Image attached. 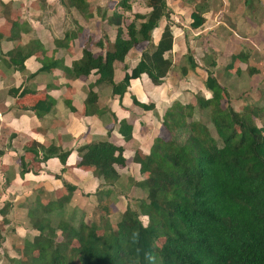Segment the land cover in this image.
<instances>
[{"label":"crops","instance_id":"1","mask_svg":"<svg viewBox=\"0 0 264 264\" xmlns=\"http://www.w3.org/2000/svg\"><path fill=\"white\" fill-rule=\"evenodd\" d=\"M119 1L0 0V210L7 209L3 220L9 232L26 228L27 221L32 223L35 206L60 197L68 199L66 209L93 217L95 206L107 195L112 201L110 216L120 218L127 198L138 203L145 197L130 184L138 181L131 159L136 150L147 153L158 138L164 112L174 103L188 104L184 97L207 99L203 82L208 73L215 81V77L227 81L233 75L230 72L251 70L253 34L257 25L264 29V22L246 16L244 9L254 14V6H264L262 0H163L164 16L152 23L150 39L156 45L164 27L172 34L170 50L163 54L170 65L166 75L158 85L141 75L129 81L120 99H113L109 86H96L93 75L75 76L71 68L81 59L82 50L95 57L112 45L116 29L112 18L120 20L123 31L133 14L144 16L150 11L145 0H130L127 12L118 9ZM191 14L203 19L197 29L190 27ZM145 45L138 38L124 62L113 64L114 83L136 65ZM238 54L246 58L227 69L231 57ZM88 92L97 100L86 116ZM132 99L152 110H141ZM120 122L131 127L130 135L118 132ZM147 127L151 132L145 131ZM97 142L122 149L124 165L117 184L126 180L123 195L116 191V184L106 186L77 166L78 151ZM47 148L56 153L42 161ZM60 152H67L64 165L56 157ZM136 191L139 194L134 197ZM3 245L6 253L16 254L8 241Z\"/></svg>","mask_w":264,"mask_h":264},{"label":"trees","instance_id":"2","mask_svg":"<svg viewBox=\"0 0 264 264\" xmlns=\"http://www.w3.org/2000/svg\"><path fill=\"white\" fill-rule=\"evenodd\" d=\"M129 1L120 0L118 9L129 11ZM144 2L149 13L133 14L123 31L119 19L110 20L116 27L112 45L95 57L82 50L81 59L72 64L73 75H93L96 86L110 87L113 99H120L129 81L141 75L158 85L170 67L163 54L170 50L172 34L164 27L158 43H151L152 23L164 16V1ZM191 18V28L202 25L198 15ZM144 19L145 23H137ZM140 37L146 45L139 61L114 83L113 64L123 63ZM245 58L232 56L227 69ZM203 86L209 92L207 99L174 103L164 112L160 127L166 130L167 140L155 138L147 153H133L138 181L130 184L145 194L135 210L126 203L113 228L97 231L85 224L84 213L66 209V197L35 206L31 229L36 234L22 253L20 247L15 249L19 256L11 264H264V126L254 122L264 121V107L236 110L227 103L224 110L220 103L224 91L209 73ZM96 100L88 92L86 116ZM132 102L143 111L152 110L150 105ZM119 125L122 136L130 135V126ZM78 152L79 168L106 186L118 183L124 165L120 147L97 142ZM53 153L52 148L45 149L42 161ZM66 156L67 152H60L56 157L64 165ZM105 196L92 216L112 214V201ZM6 211V207L0 210V249L7 242Z\"/></svg>","mask_w":264,"mask_h":264},{"label":"rangeland","instance_id":"3","mask_svg":"<svg viewBox=\"0 0 264 264\" xmlns=\"http://www.w3.org/2000/svg\"><path fill=\"white\" fill-rule=\"evenodd\" d=\"M264 2V0H262ZM249 8V7H247ZM262 9L263 7H255L253 8V13L250 14L248 9H244L245 15H249L250 18H255L256 20L263 19L262 22H264V17L261 18L262 14ZM258 22V21H257ZM256 32L253 34V42L254 46H252L255 51L249 60V69H254L257 71V74H250L248 73V69L243 71L240 74L236 73H228L232 76L229 77V79H219L218 77L216 79V84L218 87H220L224 93L223 95H220V103L222 108L225 110V107L227 106L226 104L228 103L232 108L234 109H241L244 106H255L257 108H263L264 107V29H260V27L257 25L255 28ZM251 47V48H252ZM97 52V50H96ZM225 63L223 62L220 66H223ZM223 67H220V71L222 70ZM222 72V71H221ZM227 78V77H223ZM195 96V95H194ZM195 97L188 99L184 97V102L185 103H190L194 104L195 103ZM194 118H197L194 115ZM255 124L258 127L264 126V121L263 119H258L254 120ZM149 128V127H147ZM151 132V129L145 130ZM213 134V132L211 131ZM158 138L162 140H167L168 139V134L165 129L160 127V131L158 132ZM132 176L135 178L136 175L135 173L132 174ZM127 188V183L126 180H123V182H120L119 184H116V191L123 195L124 191ZM139 194V191H136L134 194V197ZM131 195V193H129ZM133 197L130 196V198H127L128 205L132 210H135L134 205L136 203L133 202ZM142 219V223L146 224V221L144 218ZM119 221V217L116 216H109V217H103V216H93L91 217V213H88V216L85 217V224L87 226H94L97 231H102L105 226H109L110 228H113L114 225ZM14 224L16 223H11V226H15ZM31 223L26 222L23 224V227H26L21 230L17 231H6L5 238L6 241H8L10 247L14 250L17 249V247H20V252L22 253V250L24 246H28L31 242L30 240L32 239V234L35 235L36 233L32 231L31 229ZM106 228V227H105ZM26 230V231H25ZM17 233V234H16ZM31 237H30V236ZM34 238V237H33ZM75 245V243L73 244ZM4 246V245H3ZM1 246L0 249V264H11V259H17L19 254L18 252L15 251L16 254L6 253L5 249ZM7 246V245H6Z\"/></svg>","mask_w":264,"mask_h":264}]
</instances>
